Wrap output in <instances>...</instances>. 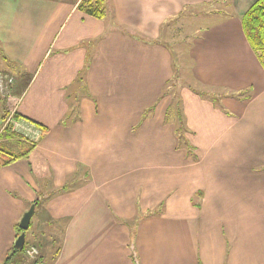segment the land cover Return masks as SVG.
<instances>
[{"label":"crops","instance_id":"0c3cea01","mask_svg":"<svg viewBox=\"0 0 264 264\" xmlns=\"http://www.w3.org/2000/svg\"><path fill=\"white\" fill-rule=\"evenodd\" d=\"M81 1L0 0V73L34 144L0 167V263L34 203L39 254L18 264H264V67L241 26L256 0H103L101 17ZM186 15L208 92L167 86L160 35Z\"/></svg>","mask_w":264,"mask_h":264},{"label":"trees","instance_id":"16d2710c","mask_svg":"<svg viewBox=\"0 0 264 264\" xmlns=\"http://www.w3.org/2000/svg\"><path fill=\"white\" fill-rule=\"evenodd\" d=\"M102 2L103 0H82L79 4V7L85 13L91 16L101 17L103 15ZM241 26L250 47L252 48V50L260 60V63L264 67V0H256L247 9V11L241 17ZM173 77L168 81L167 86H169V88L175 87L173 86ZM174 106L177 112L176 114L181 120L182 115L181 112H179L178 99L176 100V103H174ZM5 116L6 114L3 108L1 119H4ZM13 118L16 120L21 119L20 115L17 112L13 114ZM29 121L33 122L34 125L40 129L41 134H44L47 131L46 126H43L38 122H34L33 120ZM2 134H6L17 140V146L20 148L14 149L13 147L0 143V167L9 164L17 159L28 157L30 151L34 147V144L28 143L25 140L26 138L22 134V132L15 130L13 126H11V124H8L2 129L0 137L2 136ZM16 231L17 234H19L22 230H20L16 225ZM17 250L18 248L14 246L13 251ZM9 260L10 255L8 254L0 264H9Z\"/></svg>","mask_w":264,"mask_h":264},{"label":"rangeland","instance_id":"374dc122","mask_svg":"<svg viewBox=\"0 0 264 264\" xmlns=\"http://www.w3.org/2000/svg\"><path fill=\"white\" fill-rule=\"evenodd\" d=\"M200 21H201L200 18L196 17L194 19H191L188 15H186L185 18L179 17V19L178 18L173 19L172 27L174 31H171V33L169 34L165 33L164 35L161 33L160 35L162 42L165 43L166 46L170 49L172 69L174 73L173 82H175V87L173 90L175 91H177V88L179 87L178 84H183V83L191 85V87H194L197 89H202V90L204 89L207 92L208 90H210V87L208 88V86H203V85L200 86L197 83V81L193 78L192 74H190L191 68L193 65V60L190 55V48L192 46V40L195 36L200 35L202 33V30L205 29L202 24L198 23ZM165 31L167 32L168 28H166ZM2 66L4 65H3V62L0 60V67ZM219 91H222V90L213 89L212 91L213 93L211 95V98L217 102L220 101L218 97ZM0 127H2L1 121H0ZM16 128L17 130L22 132V134L25 137L28 138L32 136L33 130L31 126L29 125L22 126L20 123L19 126H17ZM5 143H7V145L9 146H12L14 149L20 148L17 146V144H15L14 140H10V141L6 140ZM31 229H32V226L30 224V226L24 231L25 232L24 233L25 234V244H28L29 242L28 240H31ZM12 253H16L18 256H20L18 259V263H21V261H25V260L29 262H32V260H34V259H29V257L25 255L24 248L18 249L15 252L12 251Z\"/></svg>","mask_w":264,"mask_h":264},{"label":"built area","instance_id":"2783aa9c","mask_svg":"<svg viewBox=\"0 0 264 264\" xmlns=\"http://www.w3.org/2000/svg\"><path fill=\"white\" fill-rule=\"evenodd\" d=\"M14 82L15 76L12 74L6 72L0 73V94L3 96V98H5L6 104L4 107L6 116L1 120L2 127H0V133L2 129L8 124H11L15 130H17L16 127L19 126L20 123L22 126L27 125L20 119L16 120L13 118V114L16 112L17 105L21 99L20 96H14L11 92V86H13ZM24 251L25 255L28 256L29 259H35L39 254L38 248L34 245H28L25 247Z\"/></svg>","mask_w":264,"mask_h":264},{"label":"water","instance_id":"95a60500","mask_svg":"<svg viewBox=\"0 0 264 264\" xmlns=\"http://www.w3.org/2000/svg\"><path fill=\"white\" fill-rule=\"evenodd\" d=\"M35 209V204L32 203L28 207V209L22 214L19 222H18V228L22 230L14 240V246L18 249L23 248V243H24V231L29 227L30 219L34 213Z\"/></svg>","mask_w":264,"mask_h":264}]
</instances>
